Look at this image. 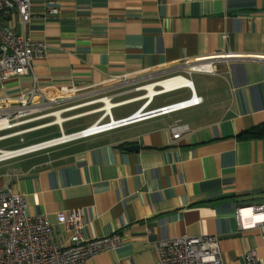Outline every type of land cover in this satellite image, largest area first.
<instances>
[{"label": "crops", "instance_id": "1", "mask_svg": "<svg viewBox=\"0 0 264 264\" xmlns=\"http://www.w3.org/2000/svg\"><path fill=\"white\" fill-rule=\"evenodd\" d=\"M10 21L23 31L18 17ZM26 32L46 42L47 55L33 74L0 80V98L36 82L51 101L46 113L67 119L65 135L96 123L105 96L116 108L141 102L118 118L113 108L114 120L182 101L154 106L160 95L148 102L146 90L126 83L186 62L214 59L213 72L188 74L208 75L211 93L199 94L187 77L202 104L11 159L17 161L0 171V190L9 185L25 196L27 213L52 223L60 211L83 209L87 239L122 235L119 249L88 264H153L159 242L185 235H217L225 264H247L250 249L264 255L260 230H242L237 221L238 209L246 208L250 224L248 208L264 204V137L240 136L264 124V0H32ZM96 114L66 131L67 122ZM55 119L30 126L51 123L34 132L58 127V136L43 141L57 138ZM136 144L138 151L127 149ZM55 234L59 242L67 238L61 226Z\"/></svg>", "mask_w": 264, "mask_h": 264}, {"label": "built area", "instance_id": "2", "mask_svg": "<svg viewBox=\"0 0 264 264\" xmlns=\"http://www.w3.org/2000/svg\"><path fill=\"white\" fill-rule=\"evenodd\" d=\"M50 11L57 13L58 10L52 8ZM15 17L20 19L23 28L21 33H16L11 24L10 19H15ZM31 20L32 0H0V80L2 82L14 77L33 74L35 61L47 55L46 42L35 40L26 32ZM202 63L204 62L195 64L186 62L182 66L179 65L174 69L146 78L152 81L146 85L154 84L155 88L159 92L164 91L163 93L189 88L191 97L188 99L152 111H144L142 108L133 115L120 120H114L112 115L113 108L118 107L119 103H114L110 109H105L104 105V113L96 123L69 135L63 132L62 124L67 120L64 118L59 123L62 132L59 137L15 149L0 148V163L72 140L110 131L149 117L200 105L203 103V98L196 94L192 82L189 86L175 85L169 88L158 84L185 76V73L214 71V61L207 66ZM140 81H135V83L130 81L126 84L133 85ZM146 85L137 86V89L143 90ZM158 95L161 94L148 98V102ZM104 98L110 97L105 96L98 100L103 101ZM50 104L51 101H47L40 93L36 82L31 89L17 97L5 94L0 98V142L19 137L20 143L24 144L25 135L51 123L37 126H30V124L51 116H55V122H57L61 113L57 111L46 113L48 107H51ZM107 118L109 120L106 121ZM181 134L182 131L175 132L173 137L179 138ZM245 209L240 208L237 211L239 227L242 230L248 227L258 228L264 249V204L248 208L252 214L250 224L244 223L242 212ZM258 217L261 219L256 220ZM85 225L84 211L80 208L58 212L56 223H52L46 214L30 215L27 213L25 196L14 193L9 185H6L0 190V264H88L89 260L98 253L105 250H117L123 245V237L119 233L93 239L85 238ZM60 226L67 233L64 242H59L56 238L55 230ZM244 259L247 264H259L264 262V255L261 256L257 249H250L244 254ZM153 264H225V262L217 235H185L159 242L157 260Z\"/></svg>", "mask_w": 264, "mask_h": 264}, {"label": "rangeland", "instance_id": "3", "mask_svg": "<svg viewBox=\"0 0 264 264\" xmlns=\"http://www.w3.org/2000/svg\"><path fill=\"white\" fill-rule=\"evenodd\" d=\"M213 60L214 59H208V60H205V61H202V62L211 63ZM183 64H181V66ZM184 75L187 76V77H191L192 78V80L194 81L196 89H197L199 94H202L205 91L210 92L209 89H210L211 78L208 75L198 74V73L197 74H193L191 76H189L188 74H184ZM149 76H151V75H147V76H144V77H140L139 79L132 80L133 83H135V81H138V80H141V81H140V83H138L136 85L135 84H133V85L128 84L127 86H130V87H127V89L137 88V86H143V85H146V84L152 82V81L146 80V78H148ZM142 79H144V80L142 81ZM144 93H145V91H144ZM189 97H190V91L188 89H181V90H178V91H175V92H171V93H168V94H163V95L158 96L156 98V102H155L154 106L160 105V104H164V103H168V102H173V101H176V100H184V99H187ZM122 98H124V97H122ZM119 99H121V98H118L116 100H119ZM140 104H141V102L135 103V104H131V105H126V106H121L119 108H116V109L113 110L114 117L118 118V117H120L122 115H126V114L132 112L133 110H135ZM99 115L100 114H96V115H93V116H90L88 118H84V119H81V120L67 122L64 125L65 129L68 132L70 127L79 126L80 124L88 125L89 123H92L94 120H96L99 117ZM59 134H60V132H59L58 127H51V128L43 129V130L34 132L32 134L26 135L25 136L26 143H24V144H20L19 143L20 142V138L18 137V138H13V139H10V140H5V141L0 142V146L1 147H13V146L14 147H20V146H23V145H26V144L37 143V142L43 141V140H45L47 138L58 136ZM16 161H17V159L1 163L0 164V171L7 170L9 165H11L12 163H15Z\"/></svg>", "mask_w": 264, "mask_h": 264}, {"label": "bare ground", "instance_id": "4", "mask_svg": "<svg viewBox=\"0 0 264 264\" xmlns=\"http://www.w3.org/2000/svg\"><path fill=\"white\" fill-rule=\"evenodd\" d=\"M158 85H164L167 88H169L171 86H175V85L189 86V85H191V80H189L185 76H181V77L175 78V79L170 80V81L161 82ZM143 89L146 90V92H147L144 95V97H147V98H152L154 95L162 94L164 92V91L159 92V90L155 88L154 84H149V85L143 87ZM103 102H105V109H110L113 106V104H114L113 101L112 102L110 101V98H105L103 100ZM57 115H59V113H57ZM61 122H62V118L60 117L57 120V123H61ZM65 138H67V136H65Z\"/></svg>", "mask_w": 264, "mask_h": 264}, {"label": "trees", "instance_id": "5", "mask_svg": "<svg viewBox=\"0 0 264 264\" xmlns=\"http://www.w3.org/2000/svg\"><path fill=\"white\" fill-rule=\"evenodd\" d=\"M242 138H255V137H264V124L257 125L242 134H240Z\"/></svg>", "mask_w": 264, "mask_h": 264}, {"label": "water", "instance_id": "6", "mask_svg": "<svg viewBox=\"0 0 264 264\" xmlns=\"http://www.w3.org/2000/svg\"><path fill=\"white\" fill-rule=\"evenodd\" d=\"M128 150H131V151H138L140 149V146L139 145H130L127 147Z\"/></svg>", "mask_w": 264, "mask_h": 264}]
</instances>
